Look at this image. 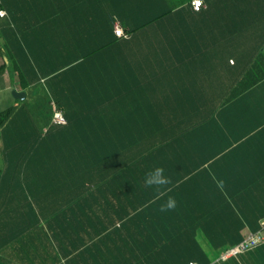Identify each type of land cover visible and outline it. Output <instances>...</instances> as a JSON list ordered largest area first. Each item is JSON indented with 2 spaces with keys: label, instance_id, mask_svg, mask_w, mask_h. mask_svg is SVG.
Here are the masks:
<instances>
[{
  "label": "crops",
  "instance_id": "crops-1",
  "mask_svg": "<svg viewBox=\"0 0 264 264\" xmlns=\"http://www.w3.org/2000/svg\"><path fill=\"white\" fill-rule=\"evenodd\" d=\"M190 1L155 5L165 14L119 36L120 68L104 98L88 101L91 91L67 104L55 130L17 116L13 79L0 74V98L10 99L0 110L14 107V145L0 159L1 261L264 264V240L224 255L264 218V0H203L198 10ZM157 166L171 179L161 199L144 186ZM31 195L49 224L36 261L12 245L20 220L32 218ZM168 196L177 206L161 212Z\"/></svg>",
  "mask_w": 264,
  "mask_h": 264
},
{
  "label": "trees",
  "instance_id": "trees-1",
  "mask_svg": "<svg viewBox=\"0 0 264 264\" xmlns=\"http://www.w3.org/2000/svg\"><path fill=\"white\" fill-rule=\"evenodd\" d=\"M155 5L165 7L167 0H0V8L5 12L0 18V74L15 78L19 90L24 92L21 101L15 100L20 102L17 116L31 119L27 122L36 119L46 126L49 121L47 128L54 126L50 129L55 130L60 125L51 123L54 109L60 110L66 123L67 113L63 108L67 104L88 98L91 91L94 94L88 101L103 99L108 76L120 68L119 36L114 34L113 26L117 24L124 36L144 27L165 14L155 12ZM74 8L80 11L75 12ZM108 54H112L113 59ZM61 56L63 58L57 62V57ZM72 88H75L74 93ZM13 109L8 106L0 110L1 160L7 159L8 149L14 145L7 124ZM26 131L34 135L39 126H31V130ZM83 159L89 162L90 158L80 157V164ZM84 165L87 168L79 166L75 174V180H81V187L89 176L88 163ZM2 175L7 177L8 172ZM38 196L40 199L39 191ZM36 199L35 195L26 197L25 204L30 207L32 218L26 222L20 220L18 228L22 229L15 231L12 238V245L18 246L21 255L32 261L41 258L39 248L48 243L49 224L43 221L45 225L41 226L38 222ZM4 239L9 240L5 236ZM0 264L14 263L0 258Z\"/></svg>",
  "mask_w": 264,
  "mask_h": 264
},
{
  "label": "clouds",
  "instance_id": "clouds-1",
  "mask_svg": "<svg viewBox=\"0 0 264 264\" xmlns=\"http://www.w3.org/2000/svg\"><path fill=\"white\" fill-rule=\"evenodd\" d=\"M197 10L203 3V0H194ZM165 170L162 166H157L154 169L146 173L144 178V186L147 188H154L156 190V195L154 199H161L167 195L170 191L169 185L171 184V179L164 174ZM218 186L223 184V181H217ZM177 206V201L174 197L168 196L167 200L160 205L161 212H167L174 210Z\"/></svg>",
  "mask_w": 264,
  "mask_h": 264
},
{
  "label": "built area",
  "instance_id": "built-area-1",
  "mask_svg": "<svg viewBox=\"0 0 264 264\" xmlns=\"http://www.w3.org/2000/svg\"><path fill=\"white\" fill-rule=\"evenodd\" d=\"M190 4L193 9L197 10L194 0H191ZM0 13H2V15H0V18L5 15L4 10H2L1 8H0ZM113 32L116 36H123L122 30L117 24L113 26ZM51 123L57 124V125L65 124L64 117L62 113L60 112V110H57V109L53 110L52 115H51ZM263 240H264V218L259 222L258 230L248 233L244 238H242L240 242L227 248L226 251L224 252V255H230V254H234L236 252L245 250L246 248L253 246ZM187 264H196V263L188 262Z\"/></svg>",
  "mask_w": 264,
  "mask_h": 264
},
{
  "label": "rangeland",
  "instance_id": "rangeland-1",
  "mask_svg": "<svg viewBox=\"0 0 264 264\" xmlns=\"http://www.w3.org/2000/svg\"><path fill=\"white\" fill-rule=\"evenodd\" d=\"M12 87H16V88H18V86H17V84H16V81H15V78H13V81L11 82V89H12ZM10 89V90H11ZM10 90H9V92H10ZM3 95V97L2 98H0V107H1V105L3 104V102L4 101H10V99H9V94L7 93V92H4V94H2ZM19 101H21V100H19ZM26 101H29V99H27L26 98ZM33 102H31V104H32ZM34 104V103H33ZM32 104V105H33ZM38 222L40 223V225L41 226H44L45 225V222H43V221H39V219H38ZM39 223H38V226H39Z\"/></svg>",
  "mask_w": 264,
  "mask_h": 264
},
{
  "label": "water",
  "instance_id": "water-1",
  "mask_svg": "<svg viewBox=\"0 0 264 264\" xmlns=\"http://www.w3.org/2000/svg\"><path fill=\"white\" fill-rule=\"evenodd\" d=\"M10 95L12 96V98L17 99V100H22L24 98L23 91H16L14 89L10 90Z\"/></svg>",
  "mask_w": 264,
  "mask_h": 264
},
{
  "label": "snow or ice",
  "instance_id": "snow-or-ice-1",
  "mask_svg": "<svg viewBox=\"0 0 264 264\" xmlns=\"http://www.w3.org/2000/svg\"><path fill=\"white\" fill-rule=\"evenodd\" d=\"M0 15H2V13H0Z\"/></svg>",
  "mask_w": 264,
  "mask_h": 264
}]
</instances>
